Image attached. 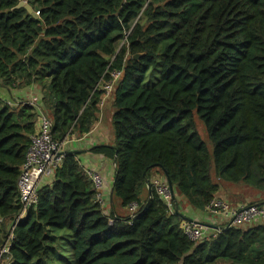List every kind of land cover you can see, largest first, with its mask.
<instances>
[{"label":"trees","instance_id":"obj_1","mask_svg":"<svg viewBox=\"0 0 264 264\" xmlns=\"http://www.w3.org/2000/svg\"><path fill=\"white\" fill-rule=\"evenodd\" d=\"M114 71L113 143L91 152L114 163L111 195L130 215L98 203L68 152L17 222L6 264H264L263 221L195 243L176 201L205 212L221 183L264 194V0H0V89H40L33 104L0 98V247L40 117L59 143L88 134Z\"/></svg>","mask_w":264,"mask_h":264},{"label":"built area","instance_id":"obj_2","mask_svg":"<svg viewBox=\"0 0 264 264\" xmlns=\"http://www.w3.org/2000/svg\"><path fill=\"white\" fill-rule=\"evenodd\" d=\"M122 72L114 71L110 75V80L102 85L104 91L103 97L111 96L114 88L120 81ZM33 104V102H30ZM103 106L100 101L99 107ZM50 122L45 116L39 119L38 130L31 137V145L27 151L24 164L21 167L20 177L18 179L19 204L20 213L13 222L3 246L0 247V264L5 263L9 254V241L12 232L18 221H21L26 212L37 203V193L41 185L51 179L55 170L61 165L64 157V146L67 141H54L50 134ZM90 181L96 192V199L103 204L104 198L102 190L104 188V180L94 172H88ZM156 194L162 198L168 207L172 205L173 198L167 182L164 180L154 179L152 181ZM136 211L135 205L131 206L130 213L133 215ZM222 212L227 219V227H242L251 225L255 222L264 221V206H241L232 207L219 197H215L206 206L205 213L217 214ZM181 229L184 235L192 242H201L208 237H215L220 230L214 231L212 235L207 234V227L202 223L194 221H183Z\"/></svg>","mask_w":264,"mask_h":264},{"label":"crops","instance_id":"obj_3","mask_svg":"<svg viewBox=\"0 0 264 264\" xmlns=\"http://www.w3.org/2000/svg\"><path fill=\"white\" fill-rule=\"evenodd\" d=\"M11 94L12 96L14 95L16 99L18 98L22 99L26 97H30V98L39 97L40 89L37 86H32L19 91L14 90L11 92ZM101 101H103V106L99 109L97 120L92 130L81 138L72 137V139H69V141L66 142L64 149L65 152H78L77 160L83 166V168L87 172L98 173L103 178L105 184L102 190V196L105 200V208L112 210L113 201L111 195L112 193L111 187L113 182L114 163L111 160L107 159L106 157L91 152V149L96 146L111 145L113 143L112 95L107 97L102 96ZM164 180L165 179L163 177V181ZM216 197H219L220 199L224 200L232 207H241V206H249V205L259 206L260 204L264 205L263 193H259L258 191L246 187L242 184L221 183L219 192L217 193ZM176 201L180 203L179 213H183L182 216L185 217L187 221H194L198 223L213 225L214 228L207 227L208 235H212L214 231L219 230L217 228H223L228 224L227 219L218 214L210 215L205 212H198L192 210L191 207H189L185 202H183L182 199L179 198L178 196H176ZM180 206L182 209L180 208ZM125 211H127V209L119 208L117 214L113 210V212H115L118 216H122L120 214H122ZM127 212L129 214V211ZM217 217L221 218L220 224L217 223ZM260 222L261 221L242 227L244 228L251 227Z\"/></svg>","mask_w":264,"mask_h":264},{"label":"rangeland","instance_id":"obj_4","mask_svg":"<svg viewBox=\"0 0 264 264\" xmlns=\"http://www.w3.org/2000/svg\"><path fill=\"white\" fill-rule=\"evenodd\" d=\"M7 93H10V92H7ZM5 98L7 99L9 102H12V98L13 96H10L8 94H4V91L3 89H0V98ZM23 100H27L28 102L30 101L31 102V99L30 97H26V98H22ZM196 119V127H197V133L199 135V138L206 144V147H207V150L208 152L211 154L212 153V149H213V145L212 143L209 141L208 139V136H207V133L205 131V127H204V124L202 121H200L197 117H195ZM37 130H38V127H37ZM69 141V140H68ZM212 172H213V168H212ZM212 177H213V174H212ZM155 178H159L160 180H163V176L161 174V172L158 170V169H154L152 170L151 174H150V179L153 181ZM214 178V177H213ZM175 197V195H174ZM98 201V200H97ZM112 201H113V205H112V209L117 213V211L119 210L120 207V203L119 201L116 199V198H113L112 197ZM99 204H102L101 202L98 201ZM181 208V206H180ZM182 209V208H181ZM108 213V212H107ZM118 214V213H117ZM181 215H183V213H180ZM218 215L224 217L223 213L222 212H217ZM216 214V215H217ZM122 216H128L130 214H128L127 211L123 212L122 214H120ZM221 218L217 217V223L220 224L221 221H220ZM245 227V226H244ZM243 227V228H244ZM63 252H66V250H64ZM3 264V262H2ZM5 264V263H4Z\"/></svg>","mask_w":264,"mask_h":264},{"label":"water","instance_id":"obj_5","mask_svg":"<svg viewBox=\"0 0 264 264\" xmlns=\"http://www.w3.org/2000/svg\"><path fill=\"white\" fill-rule=\"evenodd\" d=\"M18 7H25V8H27L28 9V11L30 12V9L27 7V5H26V2L25 1H23V2H21L19 5H18ZM35 17V16H34ZM138 56L136 55L134 58H137ZM117 84H120V82H118ZM75 153H78V152H75ZM65 154H68V152H64V155ZM167 184H168V186H169V188H170V191H171V194H172V198H173V200H174V191H173V188H172V185H171V183L167 180ZM146 185H147V188H148V191H149V182L147 181L146 182ZM205 227H211V228H214L213 227V225H211V224H205V223H202ZM217 229H219V230H221L222 228H217Z\"/></svg>","mask_w":264,"mask_h":264}]
</instances>
